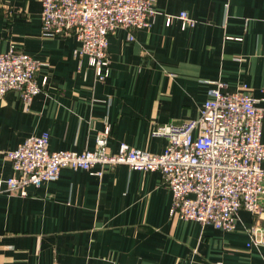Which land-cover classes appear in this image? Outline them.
Instances as JSON below:
<instances>
[{
    "label": "crops",
    "instance_id": "0c3cea01",
    "mask_svg": "<svg viewBox=\"0 0 264 264\" xmlns=\"http://www.w3.org/2000/svg\"><path fill=\"white\" fill-rule=\"evenodd\" d=\"M40 10V0H0V52L13 47L42 63L28 108L17 91L0 99L2 179L16 176L6 153L44 132L50 151H92L108 127L111 153L126 143L160 154L168 142L151 129L196 119L218 85L248 87L264 113V0H153L149 28L133 41L124 29L108 37L104 82L75 55L73 36L42 34ZM180 12L193 27L165 25ZM100 169L65 168L24 196L0 194V264H264V247H247V230L264 227V197L261 220L240 210L223 232L172 216L160 173Z\"/></svg>",
    "mask_w": 264,
    "mask_h": 264
},
{
    "label": "built area",
    "instance_id": "2783aa9c",
    "mask_svg": "<svg viewBox=\"0 0 264 264\" xmlns=\"http://www.w3.org/2000/svg\"><path fill=\"white\" fill-rule=\"evenodd\" d=\"M41 32L45 36H73L77 57L86 58L98 82L109 75L108 37L118 29L129 32L150 27L153 0H40ZM179 20L181 28L195 21L185 12L165 15V25ZM42 63L13 47L0 52V99L17 91L28 108L40 93L36 73ZM45 83V81H44ZM243 86L226 93L220 86L209 88L199 116L178 124L154 126L151 136L163 137L167 146L151 154L120 143L108 150L109 128L96 137L92 151H50L49 135L31 136L6 153L16 176L0 178V194L26 195L29 186L58 179L62 169L101 176L96 167L119 165L132 171L158 172L171 193L170 214L183 221L231 232L237 214L245 210L261 220L264 197V144L261 141L263 110ZM247 247H264V227L247 230Z\"/></svg>",
    "mask_w": 264,
    "mask_h": 264
}]
</instances>
